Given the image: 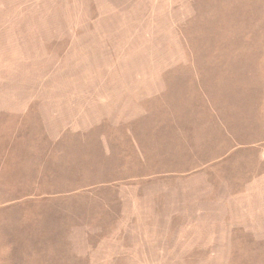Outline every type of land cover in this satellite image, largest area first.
Segmentation results:
<instances>
[{"label":"rangeland","instance_id":"374dc122","mask_svg":"<svg viewBox=\"0 0 264 264\" xmlns=\"http://www.w3.org/2000/svg\"><path fill=\"white\" fill-rule=\"evenodd\" d=\"M0 264H264V0H0Z\"/></svg>","mask_w":264,"mask_h":264}]
</instances>
